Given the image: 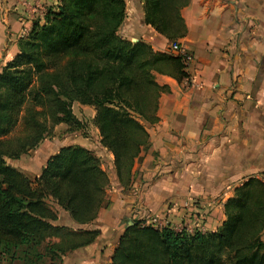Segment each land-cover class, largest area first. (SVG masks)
<instances>
[{"label": "trees", "instance_id": "1", "mask_svg": "<svg viewBox=\"0 0 264 264\" xmlns=\"http://www.w3.org/2000/svg\"><path fill=\"white\" fill-rule=\"evenodd\" d=\"M145 23L171 43L187 27L190 0H143ZM126 0H59L44 22L18 40L19 52L0 72V258L19 264H58L93 244L98 231L56 225L67 213L79 225L98 218L111 181L93 151L67 146L31 180L8 160H20L54 128H84L74 104L95 110L101 145L112 153L118 180L131 186L133 169L150 142L146 125L159 121L157 75L188 79L181 58L120 35ZM217 232H176L140 223L126 227L111 264H264V180L249 178L224 205ZM48 262V263H47Z\"/></svg>", "mask_w": 264, "mask_h": 264}, {"label": "crops", "instance_id": "2", "mask_svg": "<svg viewBox=\"0 0 264 264\" xmlns=\"http://www.w3.org/2000/svg\"><path fill=\"white\" fill-rule=\"evenodd\" d=\"M58 4L0 0V72L19 52L18 40ZM126 4L120 35L168 52L172 43L145 23L143 0ZM181 15L187 33L178 42L193 57L189 78L178 83L156 76L169 91L160 97L159 121L146 125L150 142L134 165L129 188L120 184L114 157L101 145L96 127L88 136L75 132L46 139L16 167L35 180L62 148L80 146L95 153L110 178L106 202L92 223L79 226L54 207L56 225L99 232L93 244L60 264H111L126 227L155 216L170 227L185 223L189 232H217L235 188L252 177L264 180V0H190ZM90 111L93 120L95 110Z\"/></svg>", "mask_w": 264, "mask_h": 264}, {"label": "rangeland", "instance_id": "3", "mask_svg": "<svg viewBox=\"0 0 264 264\" xmlns=\"http://www.w3.org/2000/svg\"><path fill=\"white\" fill-rule=\"evenodd\" d=\"M59 2V0H58ZM59 5V4H58ZM122 36V35H121ZM123 37V36H122ZM124 38V37H123ZM126 39V38H125ZM128 40V39H127ZM131 41V40H130ZM133 42V41H131ZM138 42V41H137ZM168 52H169V49H168ZM91 108V107H90ZM90 108L88 106H83V105H80L78 103L74 104V107H73V111L75 113V115L77 116V118L83 122L84 124V128L82 131H77L78 133H82L84 136H88L91 133V130L92 128H94V124H93V120L91 119V111H90ZM85 132V133H83ZM66 133H75V132H69L68 131V127L66 125H59L57 127L54 128V134H53V137L47 139V140H53L54 137L56 136H59L60 138L62 136H64ZM40 147V146H39ZM37 147V148H39ZM36 148V149H37ZM35 149V150H36ZM34 151V150H32ZM26 156V155H25ZM24 157V156H23ZM20 160H8V162L13 166V167H18L19 168V165L20 167H22L21 163L19 162ZM17 169V168H16ZM189 228V227H188ZM190 230V229H188ZM264 234V233H263ZM263 234H262V237H263ZM263 240V239H262ZM48 263V262H47ZM0 264H12L9 262V260L7 258H0ZM13 264H19V262H16V263H13ZM58 264H60L58 262Z\"/></svg>", "mask_w": 264, "mask_h": 264}, {"label": "built area", "instance_id": "4", "mask_svg": "<svg viewBox=\"0 0 264 264\" xmlns=\"http://www.w3.org/2000/svg\"><path fill=\"white\" fill-rule=\"evenodd\" d=\"M24 6L27 7L30 5L28 4V2H24ZM169 52L179 56L186 68L192 62L193 57H192L191 53L178 41L171 44V46L169 48ZM141 226H143V227L144 226H152L155 229L161 230V229L167 227L168 225H167V222H165L162 217L155 216V217L151 218L149 220V222H146V223L142 224ZM171 228L174 229L178 233H180L184 230L189 232L188 226L185 223H183L182 225H180L178 227H171ZM199 230L201 232H204L203 228H201ZM189 233H192V232H189Z\"/></svg>", "mask_w": 264, "mask_h": 264}, {"label": "water", "instance_id": "5", "mask_svg": "<svg viewBox=\"0 0 264 264\" xmlns=\"http://www.w3.org/2000/svg\"><path fill=\"white\" fill-rule=\"evenodd\" d=\"M132 225V224H131Z\"/></svg>", "mask_w": 264, "mask_h": 264}]
</instances>
